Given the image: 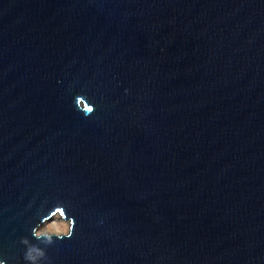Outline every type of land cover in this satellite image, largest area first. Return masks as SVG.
Segmentation results:
<instances>
[{
    "label": "water",
    "instance_id": "obj_1",
    "mask_svg": "<svg viewBox=\"0 0 264 264\" xmlns=\"http://www.w3.org/2000/svg\"><path fill=\"white\" fill-rule=\"evenodd\" d=\"M58 201L51 264H264V0H0V260Z\"/></svg>",
    "mask_w": 264,
    "mask_h": 264
},
{
    "label": "clouds",
    "instance_id": "obj_2",
    "mask_svg": "<svg viewBox=\"0 0 264 264\" xmlns=\"http://www.w3.org/2000/svg\"><path fill=\"white\" fill-rule=\"evenodd\" d=\"M90 99V98H89ZM84 95H77L75 97L74 103L77 110L81 111L86 117L90 114H93L95 111V105L92 103H84ZM54 212L51 215H59L64 217L66 222H53L47 223L46 221L49 218V213L47 216H44L39 223L33 226L30 230L31 237L38 243L31 244L26 237H22L20 242L26 246L23 253V260L25 264H51V259L46 253V248L53 245L55 241L62 239H70L76 229L75 219L69 217L62 205V202H57V205L54 206ZM43 245L44 247H41ZM0 264H5L3 260H0Z\"/></svg>",
    "mask_w": 264,
    "mask_h": 264
},
{
    "label": "rangeland",
    "instance_id": "obj_3",
    "mask_svg": "<svg viewBox=\"0 0 264 264\" xmlns=\"http://www.w3.org/2000/svg\"><path fill=\"white\" fill-rule=\"evenodd\" d=\"M53 222L60 223V222H62V221H59V220H57V219H52V220H51V221H49L48 223H53Z\"/></svg>",
    "mask_w": 264,
    "mask_h": 264
},
{
    "label": "bare ground",
    "instance_id": "obj_4",
    "mask_svg": "<svg viewBox=\"0 0 264 264\" xmlns=\"http://www.w3.org/2000/svg\"><path fill=\"white\" fill-rule=\"evenodd\" d=\"M60 221V220H59ZM48 223V222H47Z\"/></svg>",
    "mask_w": 264,
    "mask_h": 264
}]
</instances>
